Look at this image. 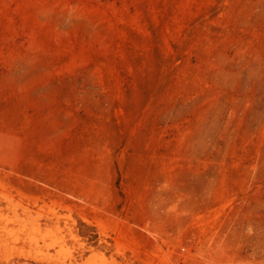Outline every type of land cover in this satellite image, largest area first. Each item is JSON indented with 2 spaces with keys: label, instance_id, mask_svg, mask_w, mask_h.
<instances>
[{
  "label": "rangeland",
  "instance_id": "374dc122",
  "mask_svg": "<svg viewBox=\"0 0 264 264\" xmlns=\"http://www.w3.org/2000/svg\"><path fill=\"white\" fill-rule=\"evenodd\" d=\"M0 264H264V0H0Z\"/></svg>",
  "mask_w": 264,
  "mask_h": 264
}]
</instances>
